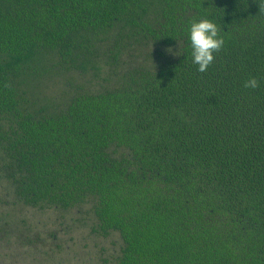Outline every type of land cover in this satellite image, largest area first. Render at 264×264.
I'll return each mask as SVG.
<instances>
[{"label":"trees","instance_id":"16d2710c","mask_svg":"<svg viewBox=\"0 0 264 264\" xmlns=\"http://www.w3.org/2000/svg\"><path fill=\"white\" fill-rule=\"evenodd\" d=\"M0 187L87 207L110 264H264V0H0Z\"/></svg>","mask_w":264,"mask_h":264},{"label":"rangeland","instance_id":"374dc122","mask_svg":"<svg viewBox=\"0 0 264 264\" xmlns=\"http://www.w3.org/2000/svg\"><path fill=\"white\" fill-rule=\"evenodd\" d=\"M8 199L0 187V264H110L109 255L118 250L117 233L92 232L87 207L38 210L7 205Z\"/></svg>","mask_w":264,"mask_h":264},{"label":"clouds","instance_id":"9594fccd","mask_svg":"<svg viewBox=\"0 0 264 264\" xmlns=\"http://www.w3.org/2000/svg\"><path fill=\"white\" fill-rule=\"evenodd\" d=\"M221 28L209 19L193 20L188 28L192 62L198 66L197 71L204 73L214 61V53L224 46V38L220 35ZM171 51V49H168ZM175 55H178L175 53ZM245 88L259 87V81L251 77L243 84Z\"/></svg>","mask_w":264,"mask_h":264},{"label":"bare ground","instance_id":"6f19581e","mask_svg":"<svg viewBox=\"0 0 264 264\" xmlns=\"http://www.w3.org/2000/svg\"><path fill=\"white\" fill-rule=\"evenodd\" d=\"M46 30V29H45ZM45 32V31H44ZM83 71V70H82ZM91 74V73H90ZM92 74H93V72H92ZM99 74V73H98ZM82 75V74H81ZM89 75V74H88ZM93 76V75H92ZM91 78V77H90ZM94 78V77H93ZM98 79V78H97ZM96 80V79H95ZM86 82H87V80H85ZM90 81V80H89ZM94 81V80H93ZM89 83H91V82H89ZM96 211V210H95ZM91 212H92V209H91ZM97 214V213H96ZM92 215V214H91ZM98 216H99V214H98ZM93 217V216H92ZM95 217V216H94ZM96 218V217H95ZM97 219V218H96ZM95 220V219H94ZM94 222V221H93ZM120 241V240H119ZM119 244V243H118ZM119 246V245H118ZM117 246V247H118ZM87 264V263H86Z\"/></svg>","mask_w":264,"mask_h":264}]
</instances>
